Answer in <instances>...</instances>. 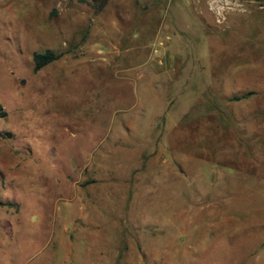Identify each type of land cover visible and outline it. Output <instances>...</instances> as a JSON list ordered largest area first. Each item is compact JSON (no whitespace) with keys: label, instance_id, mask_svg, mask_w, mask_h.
<instances>
[{"label":"rangeland","instance_id":"rangeland-1","mask_svg":"<svg viewBox=\"0 0 264 264\" xmlns=\"http://www.w3.org/2000/svg\"><path fill=\"white\" fill-rule=\"evenodd\" d=\"M0 113V264H264V3L0 0Z\"/></svg>","mask_w":264,"mask_h":264},{"label":"trees","instance_id":"trees-1","mask_svg":"<svg viewBox=\"0 0 264 264\" xmlns=\"http://www.w3.org/2000/svg\"><path fill=\"white\" fill-rule=\"evenodd\" d=\"M259 4H263L264 0H250ZM60 55H54L51 52L44 53H35L32 57L33 60V71L36 73L40 71L43 67L59 59ZM3 117V114L0 113V118Z\"/></svg>","mask_w":264,"mask_h":264}]
</instances>
